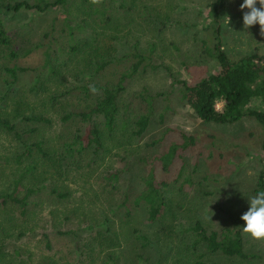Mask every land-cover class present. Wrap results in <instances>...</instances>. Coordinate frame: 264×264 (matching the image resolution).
Returning <instances> with one entry per match:
<instances>
[{
	"label": "rangeland",
	"instance_id": "374dc122",
	"mask_svg": "<svg viewBox=\"0 0 264 264\" xmlns=\"http://www.w3.org/2000/svg\"><path fill=\"white\" fill-rule=\"evenodd\" d=\"M14 1L21 0H0ZM212 1L66 0L62 9L41 14H0L11 40L0 50V117L47 153L22 155L19 141L0 128V194L14 190L22 197L31 189L24 213L0 202V264H264L191 248L195 222L207 231L243 227L233 218L247 211L264 158L263 130L253 118L202 122L180 98V81L192 84L217 69L210 55ZM222 1L218 31L228 57L264 55L260 26L243 25V0ZM64 18L77 25L71 36ZM96 63L103 64L97 69ZM11 67L24 68L14 81L5 70ZM120 76L124 88L111 138L104 136L94 157L90 149L69 155L66 144L83 134L86 122L60 118L87 110L94 96L85 98L77 87L111 85ZM31 113L49 122L22 121ZM141 114L148 115L145 130L129 136V121ZM182 135L193 142L177 148L164 171L159 157ZM149 168L167 184L166 205L154 221L146 219L142 202L133 204ZM112 173L116 180L108 178ZM243 241L247 250L264 249V241L245 233Z\"/></svg>",
	"mask_w": 264,
	"mask_h": 264
},
{
	"label": "trees",
	"instance_id": "16d2710c",
	"mask_svg": "<svg viewBox=\"0 0 264 264\" xmlns=\"http://www.w3.org/2000/svg\"><path fill=\"white\" fill-rule=\"evenodd\" d=\"M66 0H34L27 2L24 0L14 1L12 3L0 2V14L7 12H17L20 10H32L37 13H45L48 10L62 9ZM223 6L222 0H213L209 5V17L211 18L213 47L211 56L217 64V69L210 72L192 84L180 81V98L192 110L194 115L202 122H212L217 124L232 123L242 117L253 118L262 128L263 136L260 147L264 157V55L254 53L245 54L236 58H229L225 51L221 48L220 37L218 31L219 11ZM66 33L71 36V30L77 25H72V20L64 18ZM11 44L10 37L7 35L3 20L0 18V50L9 48ZM9 52V51H8ZM10 56H14L13 52H9ZM48 55L46 54V57ZM139 60L142 56L138 53L133 54ZM137 61V62H138ZM137 62L132 65L135 69ZM46 65L48 59H45ZM103 63L95 64L96 68ZM6 72L12 78L16 79L18 72H22V67L5 68ZM123 76H120L114 84H99L92 82L88 85H80L77 87L85 98L92 94L91 106L85 110L70 111L61 116V120L69 118H79L86 122L82 132L83 134H74L70 143L66 144V151L70 155L73 151L81 153L90 149L91 156L98 154L103 146L102 140L104 136L111 138L117 124L118 114V97L123 90ZM38 82V80L36 81ZM90 85H95L98 91L92 93L89 90ZM60 95H51V99H56ZM221 102V108L216 109L215 104ZM151 104V101H148ZM22 121L34 123H48L49 121L41 115L34 113L21 117ZM131 124L129 136H139L145 130L148 124V115L141 114L135 120L129 121ZM128 122V123H129ZM123 123V128L128 125ZM0 128L12 134L14 139L19 141L22 155H31L45 157L47 153L42 149L39 141L26 143L21 139V133L18 132L15 125L9 122L7 118L0 117ZM35 131L30 128L26 132ZM184 138L185 136L182 135ZM191 137H185L179 145L172 144L159 159L161 167L167 171L169 164L172 162L177 148L184 150L189 143H192ZM72 155V154H71ZM20 156V155H19ZM110 180L117 179V173L108 175ZM189 182L188 178H185ZM166 182L163 179L155 178L153 169L149 168L147 173L141 178L139 193L135 196L133 204L137 205L142 202L145 206L146 219L154 221L162 212L166 205L164 197V188ZM259 190H264V158L260 170L257 172L255 183L252 189L253 196ZM14 190L9 193L0 194V202H11L16 204L21 213L26 210L25 197L31 189H26V194L22 197L14 195ZM126 198V197H125ZM241 216H235L233 219L243 222ZM196 238L192 241L191 248L195 249L199 245L203 254H220L225 257H235L240 260L264 259V249L247 250L243 241V232L239 228H230L228 226L219 227L216 230L207 231L198 222H195L190 228ZM201 256V255H200ZM200 264V263H197Z\"/></svg>",
	"mask_w": 264,
	"mask_h": 264
},
{
	"label": "clouds",
	"instance_id": "9594fccd",
	"mask_svg": "<svg viewBox=\"0 0 264 264\" xmlns=\"http://www.w3.org/2000/svg\"><path fill=\"white\" fill-rule=\"evenodd\" d=\"M103 0H90L93 5H99ZM259 4V7H257ZM243 12V25L245 28L253 25L260 26V35L264 36V0H243L240 4ZM231 18L227 16V24ZM89 90L96 93L98 89L95 85H90ZM249 207L240 219L244 222L241 228L243 233L249 235L253 240L264 241V190H259L256 195L248 199Z\"/></svg>",
	"mask_w": 264,
	"mask_h": 264
}]
</instances>
